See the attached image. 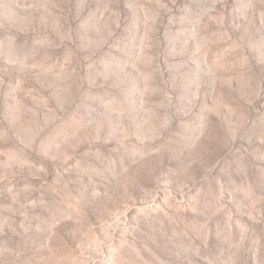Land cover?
<instances>
[{
	"label": "rangeland",
	"instance_id": "1",
	"mask_svg": "<svg viewBox=\"0 0 264 264\" xmlns=\"http://www.w3.org/2000/svg\"><path fill=\"white\" fill-rule=\"evenodd\" d=\"M0 264H264V0H0Z\"/></svg>",
	"mask_w": 264,
	"mask_h": 264
}]
</instances>
